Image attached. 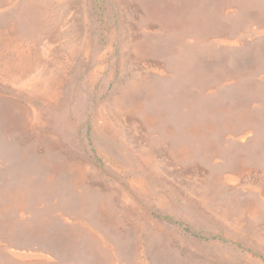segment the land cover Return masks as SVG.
Segmentation results:
<instances>
[{"label":"rangeland","instance_id":"obj_1","mask_svg":"<svg viewBox=\"0 0 264 264\" xmlns=\"http://www.w3.org/2000/svg\"><path fill=\"white\" fill-rule=\"evenodd\" d=\"M0 220V264H264V0H0Z\"/></svg>","mask_w":264,"mask_h":264},{"label":"bare ground","instance_id":"obj_2","mask_svg":"<svg viewBox=\"0 0 264 264\" xmlns=\"http://www.w3.org/2000/svg\"><path fill=\"white\" fill-rule=\"evenodd\" d=\"M48 10H49V9H48ZM22 51H23V50H22ZM23 52H24V51H23ZM17 54H18V53H17ZM11 65H12V64H11ZM16 68H17V67H16ZM164 68H165V67H164ZM153 74H154V73H153ZM39 75H40V74H39ZM39 75H38V76H39ZM165 78H166V77H165ZM38 80H39V79H38ZM37 84H38V83H37ZM39 84H41V83H39ZM48 85H49V84H48ZM54 86H55V85H54ZM50 87H51V86H50ZM185 156H186V155H185ZM31 163H32V162H31ZM29 164H30V163H29ZM23 165H25V164H23ZM31 165H32V164H31ZM31 167H32V166H31ZM30 169H31V168H30ZM26 170H27V169H26ZM217 178H218V177H217ZM53 179H54V177H53ZM215 180H217V179H215ZM217 181H218V180H217ZM211 187H212V186H211ZM25 192H26V191H25ZM27 193H29V192H27ZM72 193H73V192H72ZM9 195H10V194H8V196H9ZM27 196H28V195H27ZM28 199H29V198H28ZM35 200H36V199H35ZM47 202H48V201H47ZM49 202H50V201H49ZM49 202H48V203H49ZM2 203H3V202H2ZM46 204H47V203H46ZM49 205H51V204H49ZM40 206H41V205H40ZM45 206H46V205H45ZM69 206H70V205H69ZM2 207H3V206H2ZM50 207H52V206H49V208H50ZM44 208H45V207H44ZM44 208H43V209H44ZM32 209H33V208H32ZM46 209H47V207H46ZM70 209H71V208H70ZM37 210H38V209H37ZM76 210H77V209H76ZM86 211H87V210H86ZM10 212H13V211H10ZM39 212H40V211H39ZM22 213H24V212H22ZM28 213H29V212H28ZM28 213H27V214H28ZM20 214H21V213H20ZM27 214H26V215H27ZM36 214H37V213H36ZM39 214H40V213H39ZM103 214H104V213H103ZM31 215H32V214H31ZM34 215H35V214H34ZM37 215H38V214H37ZM63 215H64V214H63ZM8 216H9V215H8ZM21 217H22V216H21ZM28 217H29V216H28ZM33 217H34V216H33ZM68 217H69V216H68ZM4 218H5V217H4ZM7 218H8V217H7ZM28 219H30V218H28ZM83 219H84V218H83ZM5 220H6V219H5ZM7 220H8V219H7ZM21 220H22V219H21ZM30 220H31V219H30ZM0 221H1V220H0ZM2 221H3V220H2ZM22 222H23V221H22ZM63 222H64V221H63ZM28 223H29V222H28ZM65 223H66V222H65ZM29 224H30V223H29ZM67 224H68V223H67ZM80 225H81V224H80ZM58 228H59V227H58ZM86 229H87V228H86ZM54 230H55V229H54ZM59 230H60V229H59ZM56 231H57V230H56ZM61 231H62V230H61ZM63 231H64V230H63ZM77 231H78V230H77ZM49 232H50V231H49ZM84 232H85V231H84ZM84 232H83V234H84ZM19 233H20V232H19ZM21 233H22V232H21ZM21 233H20V234H21ZM51 233H52V232H51ZM22 234H23V233H22ZM22 234H21V235H22ZM84 235H85V234H84ZM77 236H78V235H77ZM82 236H83V235H82ZM16 237H17V236H16ZM50 237H51V236H50ZM97 237H98V236H97ZM20 238H21V237H20ZM20 238H19V239H20ZM58 238H59V237H58ZM83 238H84V237H83ZM83 238H82V239H83ZM98 238H99V237H98ZM17 239H18V237H17ZM50 239H51V238H50ZM80 240H81V239H80ZM21 241H22V240H21ZM21 241H20V242H21ZM31 241H32V240H31ZM56 241H57V240H56ZM70 242H71V241H70ZM79 242H80V241H79ZM79 242H78V243H79ZM81 242H82V241H81ZM73 244H74V243H73ZM76 244H77V243H75V245H76ZM79 244H80V243H79ZM79 244H78V245H79ZM105 245H106V244H105ZM91 247H92V246H91ZM92 250H93V247H92ZM3 251H4V250H3ZM10 252H11V251H10ZM91 252H92V251H91ZM91 252H90V253H91ZM11 253H12V252H11ZM90 253H89V255H90ZM80 254H81V253H80ZM12 256H13V255H12ZM12 256H11V257H12ZM25 256H26V255H25ZM75 256H76V255H75ZM78 256H79V255H78ZM67 257H68V256H67ZM24 258H25V257H24ZM26 258H27V257H26ZM9 260H10V259H9ZM104 261H105V260H104ZM32 262H33V261H32ZM102 263H103V261H102ZM39 264H40V263H39ZM100 264H101V263H100Z\"/></svg>","mask_w":264,"mask_h":264}]
</instances>
